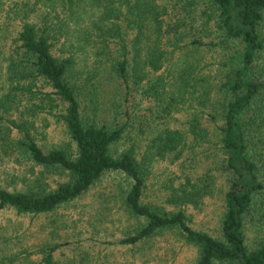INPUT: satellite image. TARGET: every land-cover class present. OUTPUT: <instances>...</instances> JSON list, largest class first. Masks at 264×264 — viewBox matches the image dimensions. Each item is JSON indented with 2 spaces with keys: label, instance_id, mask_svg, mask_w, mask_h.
Instances as JSON below:
<instances>
[{
  "label": "trees",
  "instance_id": "trees-1",
  "mask_svg": "<svg viewBox=\"0 0 264 264\" xmlns=\"http://www.w3.org/2000/svg\"><path fill=\"white\" fill-rule=\"evenodd\" d=\"M90 1L95 57L74 80L68 74L76 52L60 53L50 25L25 22L18 31L0 121L14 134L4 142L8 152L30 163L32 173L20 186L0 179V211L57 215L114 174L132 223L105 243L135 246L172 233L194 249L193 264H264V0ZM185 48L219 57L212 107L200 108L201 116L210 110L209 127L199 118L186 127L170 123L176 101L166 92L163 67L168 54ZM104 82L121 90L110 120L100 113ZM44 117L62 127L57 139L37 130ZM203 131L211 161L194 148V162L180 159L187 139L203 140ZM126 137L143 138L142 156L135 141L120 146ZM161 160L176 161L173 176L154 172ZM211 167L223 180L222 210L208 231L192 224L187 208L208 193ZM57 247H42L39 263L54 264Z\"/></svg>",
  "mask_w": 264,
  "mask_h": 264
},
{
  "label": "rangeland",
  "instance_id": "rangeland-1",
  "mask_svg": "<svg viewBox=\"0 0 264 264\" xmlns=\"http://www.w3.org/2000/svg\"><path fill=\"white\" fill-rule=\"evenodd\" d=\"M94 9L90 0H0V96L9 83L8 65L15 60L13 49L18 44L16 37L25 22L37 27L50 25L51 35L59 36L55 45L60 53L65 56L76 52L77 63L68 74L70 78L74 80L82 70L88 69L95 57L91 48L96 32L91 23L97 15ZM87 29L90 30L89 35L86 34ZM77 47L83 51H78ZM168 56L163 67L167 76L166 92L174 93L176 101L171 125L186 127L190 120L199 118L201 124L211 126L207 121L210 110L204 107L206 114L201 116L200 108L204 105L212 107L208 101L212 98L209 85L213 80L211 75H216L218 71L215 67L219 57L211 58V54L186 48L177 50L170 58ZM189 63L190 69L187 67ZM99 93L101 118L110 120L116 108H120L121 90L104 82ZM61 128L50 117L38 119L37 130L46 132L45 137L49 140L57 139ZM202 135L204 139L198 142L187 139L180 159H193L194 162V148L201 159L204 157L205 161H211L205 158L204 153V147L209 143H203L209 134L203 131ZM12 137L14 134L0 121V179L10 186H20L32 170L30 163L12 157L8 152L4 142L12 140ZM142 140L126 137L120 146L135 141L140 157L145 152ZM174 170H177L176 161L170 164L161 160L154 167V172L164 179L173 176ZM201 170L199 168L196 172L199 174ZM211 172L214 180L203 201L198 206L187 208L193 213L190 217L192 224L208 231L215 230L222 210L223 180L220 176L216 177L212 167ZM119 180L121 178L114 174L103 178L80 200L60 209L57 215L32 216L0 211V264H40V250L50 244H58L54 251V264H193L194 249L173 237L172 233L151 237L135 246L105 243V240L116 239L114 235L120 234L132 223L118 197ZM254 231V227L248 228L249 236H253Z\"/></svg>",
  "mask_w": 264,
  "mask_h": 264
}]
</instances>
